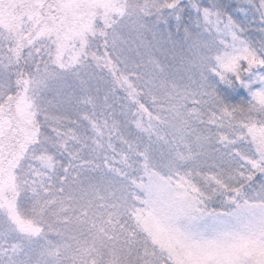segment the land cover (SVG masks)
Segmentation results:
<instances>
[{"label": "snow or ice", "instance_id": "6c2138e0", "mask_svg": "<svg viewBox=\"0 0 264 264\" xmlns=\"http://www.w3.org/2000/svg\"><path fill=\"white\" fill-rule=\"evenodd\" d=\"M0 264H264V0H0Z\"/></svg>", "mask_w": 264, "mask_h": 264}, {"label": "rangeland", "instance_id": "374dc122", "mask_svg": "<svg viewBox=\"0 0 264 264\" xmlns=\"http://www.w3.org/2000/svg\"><path fill=\"white\" fill-rule=\"evenodd\" d=\"M226 87V86H225ZM246 91V90H245ZM233 102H235V101H233Z\"/></svg>", "mask_w": 264, "mask_h": 264}]
</instances>
